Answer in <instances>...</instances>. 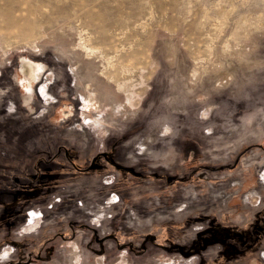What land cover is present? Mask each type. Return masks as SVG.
<instances>
[{"label": "rangeland", "instance_id": "obj_1", "mask_svg": "<svg viewBox=\"0 0 264 264\" xmlns=\"http://www.w3.org/2000/svg\"><path fill=\"white\" fill-rule=\"evenodd\" d=\"M22 57L40 65L33 86ZM118 141L116 169L137 168L125 194L119 170L56 169L45 198L17 184L37 153L71 146L87 167ZM263 225L264 0H0V264L30 263L26 239L79 264L80 238V264H264Z\"/></svg>", "mask_w": 264, "mask_h": 264}, {"label": "flooded vegetation", "instance_id": "obj_2", "mask_svg": "<svg viewBox=\"0 0 264 264\" xmlns=\"http://www.w3.org/2000/svg\"><path fill=\"white\" fill-rule=\"evenodd\" d=\"M18 70L21 72V74L23 76V80H24V85L25 86H28V84L33 86L34 84L38 83L39 74H40V65L36 61H34V60H32V59H30L28 57H22L21 58V63L19 64V67H18ZM41 93L43 94V96L47 97L46 99H49L48 96H50V95H49L48 90L45 89V87L42 88ZM62 104H63V106H70V101L62 100ZM70 119L71 118H67L65 120H69L70 121ZM89 123H90V121H89ZM119 142L120 141H118L116 146L113 147V152H111V154H110L111 156L110 157H108L105 153H102V154L94 157V159L92 160V163L89 166H87V167H83V165L82 166L78 165L79 162L82 163V161L81 160L79 161V159H81L83 157V154H81L80 157H79V153H77V149H74V147H71V146L70 147L68 146V148L59 147L58 146L56 154L53 151H45V152L37 153L33 157L28 158L26 160V161H32L31 168L28 169V166H29L30 163H27V167H26L25 171H21V173H20L21 174L20 180L22 179V180L25 181V179H26V181H25L26 183H28V184L31 183V185H29L30 187H28V188L31 189L34 192V194L37 195L39 198H45V197H43L44 193H46V194L53 193V192H56V190H57L56 189L57 187H55V185H56L55 183L56 182L54 181L56 177H53L54 170H56V169H59L61 171L62 177L64 176L63 172L64 173H68V175H72L73 177H77V176H80L78 174H81V173L83 174L86 171L93 170L89 174H93L95 177H102L103 175L107 174L110 171L111 172L112 171L113 172L118 171L119 169H116L118 167L115 165V163H116L118 154H120V152H121V148H120ZM70 151H72L73 154H71ZM100 160L104 164L103 163H99ZM86 162H84V165L86 164ZM100 170H103V172L101 173ZM31 172L37 173V178L36 179L31 178V175H32ZM128 173H131V174L136 176L137 175V168H133L132 166L131 167L128 166V168L126 167L124 170H122V169L119 170L118 171V175L116 176V177L123 176L124 179H125V181L122 183L121 188H120L121 191L124 192V194L126 192L127 182L129 181V174ZM47 174H48L50 179L47 182H45L44 185H42V184L37 185L42 180L41 177H43V175L45 177V176H47ZM167 178H168V180L170 179L169 177H167ZM22 182L23 181H21V183ZM115 185H116V183L111 187V190H112V188ZM43 190H44V193H40ZM26 192H27V190H26ZM35 195H34V197H35ZM118 198H121V200L124 199V197H121V195H119ZM43 201H45V200H43ZM119 203H121V204H119ZM119 203H117L118 206L113 208L114 210H117L118 208H122L121 205L123 203H125V201H122V202H119ZM21 207H18L16 209L18 210ZM12 209H13V211L15 210V208H11V210ZM23 212H24V210H23ZM121 213L122 212L120 211L119 214H118L119 218H121L120 217ZM122 215H124V212H123ZM115 221L116 220L114 219L113 222H115ZM4 225L6 226L5 227L6 236L9 238L10 235L8 233V229H9V231L11 233L12 232V228H10V225H9L8 221H5ZM111 225L114 226L113 224H111ZM123 227H125V226H123ZM61 230H63V233H59L58 235H60V236L63 235V240L64 241H71V239L75 237V236L74 237H69V233H67L66 230H65V232H64V229H61ZM132 230L135 231L134 232L135 235H134V237H132V238L130 237V238L131 239H135L137 237V231L135 230V228H133ZM115 232H116V230H115ZM115 232L113 234L114 238L116 237ZM259 232H260L261 236L264 235V225L262 226V228L259 229ZM66 235H68V236H66ZM257 237H259V236H257ZM164 238H166V237H164ZM154 240H155V238H152V241L156 242ZM52 241H55V239L51 238L47 242L49 243V242H52ZM98 241H102V240L98 239ZM28 244H29V241L26 239L24 241V243H22L20 245V247H19L20 249H18L19 250V256H24V254L28 252L27 256H32V258H33L31 260L36 261V260L41 259V257L39 256L40 255L39 251H37V252H34L35 250L34 251H29V250H31V248L30 249L27 248V247H29ZM127 244H129L130 246L131 245H135L133 240L131 242H128ZM160 244H162V243L160 242ZM90 245H91V243H90ZM122 245L123 244H120V246H122ZM157 245H159V244H155V246H157ZM198 245L199 244H196V246L193 245L192 251L196 252L195 251L196 247L200 248V246H198ZM89 247H88V250H89ZM47 249H46V246H45V247L41 248V251L42 252L45 251V253H46ZM135 250H137V245H135L134 251ZM154 252H155V248H154ZM28 262L29 261H27L26 264Z\"/></svg>", "mask_w": 264, "mask_h": 264}, {"label": "crops", "instance_id": "obj_3", "mask_svg": "<svg viewBox=\"0 0 264 264\" xmlns=\"http://www.w3.org/2000/svg\"><path fill=\"white\" fill-rule=\"evenodd\" d=\"M9 238H11V235H10ZM85 241H86V243L89 244L90 239L89 240L85 239ZM74 243H75V245H72V249H73L72 251L74 252L73 253V256L74 255L79 256L78 263L79 264L80 263H83L86 260L88 262L89 261V258L93 257V255L88 250L87 244L86 245L83 244L82 238L77 239ZM61 246L62 245H60V244H58L56 246L51 245L47 249L46 255L49 256V257H51V258H55L54 264H68V261L66 259V256L67 255H70L71 253L67 252ZM233 246H235V244ZM236 248H237V246H236ZM0 250H2V243H0ZM46 261H48V259H46V260H44V259L43 260H36V261L31 260L30 263L28 262L27 264H43L44 262H45L44 264H46L47 263Z\"/></svg>", "mask_w": 264, "mask_h": 264}, {"label": "bare ground", "instance_id": "obj_4", "mask_svg": "<svg viewBox=\"0 0 264 264\" xmlns=\"http://www.w3.org/2000/svg\"><path fill=\"white\" fill-rule=\"evenodd\" d=\"M58 11H60V8L57 10V12ZM8 15V14H7ZM96 19L97 20H99V23H98V25H97V27L99 28V29H104L105 28V23H104V17L102 16V15H99V16H97L96 17ZM105 30V29H104ZM119 53V52H118ZM116 55V54H115ZM126 55V53H123L122 55H121V58H124V56ZM114 56V55H113ZM111 57V56H110ZM107 58V57H106ZM105 60V59H104ZM108 60V59H107ZM112 60V59H111ZM135 61V60H134ZM137 61V60H136ZM107 64H109V62L108 63H106V65L105 66H107ZM119 64V63H118ZM121 68V67H120ZM122 72H123V70H122ZM102 73V76L103 77H105L109 82H112L113 81V83L112 84H114L115 85V87L117 88V90L119 91V92H124V93H128L127 92V89H126V82H124L125 80H123L122 79V81L120 82V79L119 78H117L115 75L113 76V74H115L114 72H110L109 70H108V68L107 67H105L104 68V70H103V72H101ZM100 73V74H101ZM123 74V73H122ZM197 75V74H196ZM195 75V76H196ZM130 79V78H129ZM106 80V81H107ZM127 80V79H126ZM105 81V82H106ZM108 84V83H107ZM111 84V83H110ZM110 86V85H109ZM125 87V88H124ZM107 89V88H106ZM113 89V88H112ZM116 92V91H115ZM120 95V94H119ZM125 95V94H124ZM128 95V94H127ZM114 102V101H113Z\"/></svg>", "mask_w": 264, "mask_h": 264}, {"label": "trees", "instance_id": "obj_5", "mask_svg": "<svg viewBox=\"0 0 264 264\" xmlns=\"http://www.w3.org/2000/svg\"><path fill=\"white\" fill-rule=\"evenodd\" d=\"M23 178H24V177H23ZM21 181H22V179H21L17 184L20 185ZM25 181H26V179H25ZM12 186H13V185H12Z\"/></svg>", "mask_w": 264, "mask_h": 264}]
</instances>
